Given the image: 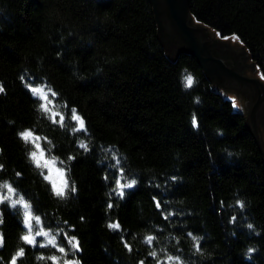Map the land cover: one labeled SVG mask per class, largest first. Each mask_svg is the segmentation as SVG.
<instances>
[{"label": "trees", "instance_id": "16d2710c", "mask_svg": "<svg viewBox=\"0 0 264 264\" xmlns=\"http://www.w3.org/2000/svg\"><path fill=\"white\" fill-rule=\"evenodd\" d=\"M188 4L264 77V0ZM0 85V186L64 248L25 243L24 213L4 202L0 264L20 248L16 264H264V156L247 115L193 55L167 53L151 0H0ZM26 131L67 170L64 195Z\"/></svg>", "mask_w": 264, "mask_h": 264}, {"label": "rangeland", "instance_id": "374dc122", "mask_svg": "<svg viewBox=\"0 0 264 264\" xmlns=\"http://www.w3.org/2000/svg\"><path fill=\"white\" fill-rule=\"evenodd\" d=\"M179 1L180 2L178 6L180 8V11L182 10V12L183 11L185 12V7L182 3V0H179ZM156 2L160 5V8L158 10H160L159 13L161 15V20H162V25H163L162 31H163V36L165 38L164 40L166 42V45L169 48V53L172 56H175L177 50H179L180 48H183V46L176 40L175 37L173 38L171 37L173 41H170L169 39L170 35L167 33L168 29L166 28L167 25L165 24L166 22L168 23V21L170 20L167 15L166 3L163 0H156ZM190 22H191V25L193 26H196L201 29L204 28L205 31L207 32L208 39L213 41L214 44L216 45L217 51H215L214 53V60H215V63L220 66L218 69L221 70V72H224L225 70H229V68H231L233 71L242 75L245 78L258 80L264 84L263 74L261 73L259 67L254 64V61L252 60L251 56L248 55L247 52L245 51L244 46L238 36L233 35V36H228V37H222L218 32L199 23L195 19H192ZM204 29L202 30L204 31ZM199 34H202L201 38H203L204 33H199ZM211 73H212L213 78H215V80H218L216 79V77L220 78L218 76V73L217 74H214L213 72ZM234 80L229 81V83L223 82L221 84L223 86L221 87L223 90L222 94L226 98L230 99L233 102V105L235 104L234 108L236 111L242 112L246 115L251 114L254 106L248 103V99H247L248 96L245 95L244 92L242 91V85L236 83V80L234 82ZM218 86H219V83H218ZM37 88L40 89V92L34 93V94L42 100L45 109L48 110V112L52 114V117L58 118V115H56L55 113L56 110L55 108H53V105H52V99H51L52 96L50 95V92L44 87H37ZM245 89L246 91L248 90L250 91V88L247 86H245ZM254 116H255L256 123L259 125L261 138L264 143V99L260 103V105L256 108ZM59 118L62 121L64 120L63 116H59ZM76 122H77L78 128L82 129L80 128L79 122L78 121ZM27 140L32 142V144L35 147V151H34L35 157H33L32 155V160L34 164L36 166L37 164H39V166L37 167H39L42 170V172L45 175V179L50 183L54 192L57 194V190H59L62 192V195H64L69 185L68 179H67V170L63 167V165L57 159L47 156V154L44 152L41 146L40 140L35 135L32 134ZM4 195H7L10 197V200H4V202H7L9 205H11V200L18 199L14 192L9 193L8 190L5 193L0 192V196H4ZM15 207L20 208L24 214H25V211H30L31 217H32L31 219L32 236L35 238V241H36L35 245L37 244L38 245L43 244L45 246L51 245V246L57 247L58 250L60 249L58 248V237L54 235L53 232L46 231L42 227V223L40 222V220L37 222L36 217L32 213L30 206H29V209L27 210L23 207L22 204H17ZM24 219H25V215H24ZM26 230L28 232L27 228ZM38 230H42L43 232L47 233V235H36V232ZM50 240H53V243H49ZM69 262H71V264H78L76 260L67 259L66 264H69Z\"/></svg>", "mask_w": 264, "mask_h": 264}, {"label": "water", "instance_id": "95a60500", "mask_svg": "<svg viewBox=\"0 0 264 264\" xmlns=\"http://www.w3.org/2000/svg\"><path fill=\"white\" fill-rule=\"evenodd\" d=\"M163 1H165L166 3L167 15L170 19L168 23L167 22L165 23L167 25L166 28L168 29L167 33L170 35L169 39L170 41H173L171 37L172 38L175 37L176 40L183 46V48L177 50L175 56L180 55L181 53H188L193 55L197 59V61L201 64L209 79L215 84V86H217L221 90V92L223 91L221 88L223 87L221 85L223 82L229 83V81H233L235 79L236 83L242 85V91L244 92V94L247 92L245 86L252 89L256 87L259 92L263 93V97H264V84L261 83L260 81L253 80L250 78H245L242 75L233 71L231 68H229V70H225L224 72H221V70L218 69L220 66L217 65L214 60V53L215 51H217V47L213 41L208 39L207 32L205 31L204 28L202 29H204L205 32L201 28L191 25L190 21L194 18L190 13L188 0H182V3L185 7V12L183 11L184 13L182 12V10L180 11V8L178 6L180 2L179 0H163ZM151 2L157 18L159 36L167 50V53L171 55L169 53V48L166 45V42L164 40L165 38L163 36V31H162L163 25H162L161 15L159 13L160 10H158L160 8V5L156 2V0H151ZM199 33H204L203 38H201L202 34ZM198 34L200 35V37ZM211 72H213L214 74L218 73V76L220 78L216 77V79L218 80H215ZM262 101L263 100H260V98L257 99L251 114L247 115V119L251 127V130L253 132V135L255 136L256 141L260 147L261 153L264 156V143L261 138L259 125L256 123L254 116L256 108L260 105Z\"/></svg>", "mask_w": 264, "mask_h": 264}, {"label": "snow or ice", "instance_id": "6c2138e0", "mask_svg": "<svg viewBox=\"0 0 264 264\" xmlns=\"http://www.w3.org/2000/svg\"><path fill=\"white\" fill-rule=\"evenodd\" d=\"M237 39H238V37H237ZM184 80H185V86L186 87H191L192 86V84H193V77L190 74L186 75L184 77ZM3 91H4L3 86L0 85V92H3ZM31 91L33 93H39L40 92V89H38V88H32ZM233 106L235 107V104ZM71 112H72V118L74 120H76V121L79 122L80 128H83L84 127V121H83V119L80 116L76 115V110L75 109H72ZM192 122H193V126L195 127L196 124H197L195 116H193V121ZM77 130H79V129H77ZM31 135H32V133L30 131H26V132H22L21 133V136L25 140H27ZM80 146L82 148H86L87 147V145H85L83 143H81ZM32 155H33V157H35V153H32ZM37 166H39V164H37ZM0 167H2V166H0ZM133 184H135V180H133L131 183H129L127 185H122L121 187L131 188L133 186ZM0 187H6L9 193L14 192V189L10 185L4 184V185H2ZM74 190L75 189L73 188V191ZM57 195H62V192L59 191V190H57ZM120 195L122 196L123 193L121 192ZM4 200H10V197L7 196V195L0 196V203H3ZM238 203H240V206L243 207V204L241 202L238 201ZM17 204H22L23 207L26 210L29 209V205L24 201L23 196H19V198L16 199V200H11V205L13 207H15ZM109 207H111V205H109ZM24 215H25V219L23 220V223H24L25 227L28 229V232H27V234L23 235L21 237V239L25 243H27L29 245L35 246L36 241H35V238L32 236V224H31L32 217H31V213H30V211H25V214ZM234 219L235 218L233 217V220ZM36 220L38 222L39 221V217H36ZM2 222H3L2 221V214H0V223H2ZM110 227H112V228H118L119 225L113 224V225H110ZM248 227L249 228H252V225L249 224ZM36 235H47V233L43 232L42 230H38L36 232ZM189 235H191V233H189ZM53 240H54V238H53ZM53 240H50L49 243H53ZM74 240H75V237L70 238L69 243H72V241H74ZM151 240H152V238L149 237L148 238V242L151 243ZM2 246H3V236H2V234H0V247H2ZM40 246L41 247H44L45 245L41 244ZM196 246H197V248H199V245H196ZM77 247H78V242L76 244H73V248H77ZM59 251L63 252L64 251V248H60ZM249 251H252V250L250 249ZM23 255H24V249L23 248H20L19 251L11 258L10 264H16L17 258L18 257H21ZM152 255L155 256V253H152ZM49 259L55 260L56 258L55 257H50ZM69 264H71V262H69Z\"/></svg>", "mask_w": 264, "mask_h": 264}, {"label": "flooded vegetation", "instance_id": "af4514ba", "mask_svg": "<svg viewBox=\"0 0 264 264\" xmlns=\"http://www.w3.org/2000/svg\"><path fill=\"white\" fill-rule=\"evenodd\" d=\"M245 95L248 96V103L251 104L252 106L255 105V102L257 101L258 98H260V100H263L264 97H263V93L262 92H259L257 90L256 87H254L253 89L250 88V91L248 90Z\"/></svg>", "mask_w": 264, "mask_h": 264}]
</instances>
